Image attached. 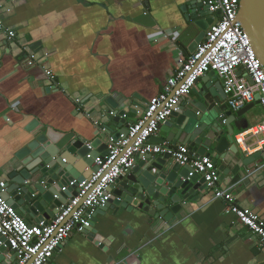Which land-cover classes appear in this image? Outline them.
<instances>
[{"label": "crops", "instance_id": "1", "mask_svg": "<svg viewBox=\"0 0 264 264\" xmlns=\"http://www.w3.org/2000/svg\"><path fill=\"white\" fill-rule=\"evenodd\" d=\"M193 1L198 0H0L2 23L15 32L10 41L0 33V182L6 183L3 171L29 138L25 129L33 120L86 140L94 138V121L117 130L110 111H123L127 122L134 121L162 92L178 60L192 54L188 49L199 31L188 27L181 9ZM211 19L217 21L219 13ZM29 52L52 70L59 89L46 82L41 66L26 67ZM263 119L256 105L235 124ZM246 144L254 152L245 155L238 147L240 157L258 152L264 157L254 138ZM227 159L216 166L229 170L217 186H232L238 206L264 220V160L244 167L232 154ZM185 206L182 217L169 224L136 210L96 212L103 243L73 232L47 264H264L258 242L224 214L225 203L213 201L209 189ZM17 213L36 223L32 214Z\"/></svg>", "mask_w": 264, "mask_h": 264}, {"label": "water", "instance_id": "2", "mask_svg": "<svg viewBox=\"0 0 264 264\" xmlns=\"http://www.w3.org/2000/svg\"><path fill=\"white\" fill-rule=\"evenodd\" d=\"M181 10L188 27L199 31L188 49L193 53L205 41L206 32L213 24V13L208 9L207 0L189 2ZM237 21L264 71V0H239ZM243 76L253 84L247 75ZM223 84L224 80L214 71L197 79V94L192 98H180L170 117L159 127L158 136L151 137L149 142L186 146L189 155L207 156L215 167L219 161H230L228 154L235 156L236 163L244 167L252 160H264L262 152L248 158L240 157L234 142L235 131L248 127L245 121H242L243 126L235 124L236 118L244 117L259 105V95L255 94L253 102L233 113L226 105H221L229 97L223 92ZM107 103L108 107L115 108L112 100L108 99ZM113 113L111 121L117 125V130L99 125L91 140L72 132L62 134L40 125L37 120L30 122L25 129L29 138L3 171L6 183L2 197L7 204L15 211L32 214L36 223L44 221L47 224L53 219L60 207L77 195V185L98 172L94 160L109 154V141H117L119 135L127 134L131 122L122 118L123 111ZM101 128L106 131L102 133ZM228 171L225 164H220L216 171L218 180L222 182ZM238 180L236 177L233 181ZM73 181L75 184L69 186ZM62 188L66 189L62 191ZM205 189L200 175L189 165L175 162L168 154L160 157L148 154L144 159L136 155L133 167L114 181L108 190L109 200L96 212L119 208L126 212L136 210L169 224L179 220L186 212L185 205L197 202ZM96 223L94 216L90 227L82 234L100 246L103 237L95 230ZM8 250L7 240L0 237V264L15 263L16 254L11 251L9 256Z\"/></svg>", "mask_w": 264, "mask_h": 264}, {"label": "built area", "instance_id": "3", "mask_svg": "<svg viewBox=\"0 0 264 264\" xmlns=\"http://www.w3.org/2000/svg\"><path fill=\"white\" fill-rule=\"evenodd\" d=\"M207 5L211 13H219V19L207 30L205 41L185 61L178 60V67L166 80L162 92L138 113L129 124L126 135H119L117 141H109V154L101 160H94V166L99 167L98 172L77 185V195L62 205L53 219L47 224L44 221L27 223L3 199L5 184L0 182V237L7 240L8 249L16 254L14 264H47L73 232L82 234L90 227L97 209L110 198V186L133 167L134 157L140 155L144 159L148 154H168L180 165H189L194 173L204 179L206 188L212 192V200L225 203L224 214L233 215L247 228L264 252V220L258 214L238 206L232 186H217V169L209 157L191 156L183 145L149 142L170 117L180 98L188 97L195 88L196 80L209 71H214L224 80L223 92L229 95L227 107L233 113L253 102L255 94L259 95V106L264 112V71L237 21L239 0H207ZM0 33L8 41L15 38V32L5 28L1 18ZM25 65L28 68L41 66L46 82L59 89L52 70L41 64L35 53L29 52ZM243 75H247L253 84L250 85ZM74 102L79 105L80 101L74 98ZM109 115L113 117L114 113L110 111ZM122 118L126 119V115ZM93 124L96 127L101 125L97 121ZM105 131V128H101L102 133ZM248 138L255 139L258 150L264 149V119L234 135L235 144L245 155L254 152L246 144ZM74 184L75 181L70 182L69 186Z\"/></svg>", "mask_w": 264, "mask_h": 264}, {"label": "rangeland", "instance_id": "4", "mask_svg": "<svg viewBox=\"0 0 264 264\" xmlns=\"http://www.w3.org/2000/svg\"><path fill=\"white\" fill-rule=\"evenodd\" d=\"M259 106V105H258Z\"/></svg>", "mask_w": 264, "mask_h": 264}]
</instances>
